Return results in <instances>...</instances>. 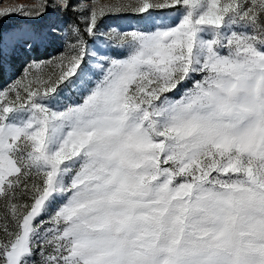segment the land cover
Listing matches in <instances>:
<instances>
[{
  "label": "snow or ice",
  "instance_id": "obj_1",
  "mask_svg": "<svg viewBox=\"0 0 264 264\" xmlns=\"http://www.w3.org/2000/svg\"><path fill=\"white\" fill-rule=\"evenodd\" d=\"M11 17L0 264H264V0H24Z\"/></svg>",
  "mask_w": 264,
  "mask_h": 264
},
{
  "label": "rangeland",
  "instance_id": "obj_2",
  "mask_svg": "<svg viewBox=\"0 0 264 264\" xmlns=\"http://www.w3.org/2000/svg\"><path fill=\"white\" fill-rule=\"evenodd\" d=\"M23 3L24 0H3V4H0V8L10 6L13 3ZM71 15L65 17V20H70ZM2 27L6 35L10 36L12 34V30L16 27H26V25H22L19 23L18 17L5 18L2 22ZM119 23L127 27L131 23H135L134 21L129 20H121ZM53 51L49 57L41 60H47L53 56L58 54L59 47L53 48ZM25 60L20 53L13 54L9 47H4L3 57L0 59V87L4 86L6 83H10L13 79H15L23 70ZM171 95V94H169ZM75 99V97H74Z\"/></svg>",
  "mask_w": 264,
  "mask_h": 264
},
{
  "label": "trees",
  "instance_id": "obj_3",
  "mask_svg": "<svg viewBox=\"0 0 264 264\" xmlns=\"http://www.w3.org/2000/svg\"><path fill=\"white\" fill-rule=\"evenodd\" d=\"M53 48H54V47L49 48L47 52H45L43 49H41V52H40V56H39V58H40V59H45V58L49 57L50 54H51L53 51H55Z\"/></svg>",
  "mask_w": 264,
  "mask_h": 264
}]
</instances>
